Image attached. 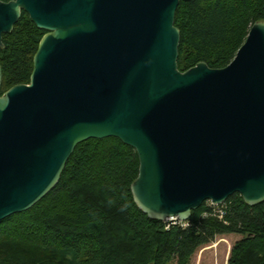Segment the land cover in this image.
I'll return each mask as SVG.
<instances>
[{
    "label": "water",
    "instance_id": "obj_1",
    "mask_svg": "<svg viewBox=\"0 0 264 264\" xmlns=\"http://www.w3.org/2000/svg\"><path fill=\"white\" fill-rule=\"evenodd\" d=\"M180 1H0L1 47L21 10L45 31L29 82L0 94V220L44 197L78 143L111 136L136 151L149 218L264 202V20L227 65L181 71Z\"/></svg>",
    "mask_w": 264,
    "mask_h": 264
},
{
    "label": "trees",
    "instance_id": "obj_2",
    "mask_svg": "<svg viewBox=\"0 0 264 264\" xmlns=\"http://www.w3.org/2000/svg\"><path fill=\"white\" fill-rule=\"evenodd\" d=\"M258 20H264V0L180 1L178 68L199 61L227 65ZM44 32L18 22L7 35L0 47V94L29 82ZM138 165L134 148L116 137L78 143L44 197L0 220V264H189L200 247L228 233L243 237L233 243L227 264H264V202L250 206L233 193L222 203L221 219L205 201L191 211L187 226L166 228L133 201Z\"/></svg>",
    "mask_w": 264,
    "mask_h": 264
},
{
    "label": "rangeland",
    "instance_id": "obj_3",
    "mask_svg": "<svg viewBox=\"0 0 264 264\" xmlns=\"http://www.w3.org/2000/svg\"><path fill=\"white\" fill-rule=\"evenodd\" d=\"M222 204V203H221ZM217 204V206H212L209 201L206 202V206L210 209H213V214H219L217 218L221 219L219 210H222L226 207L225 204ZM210 213H203V216L209 215ZM213 214H210L211 216ZM173 221L166 220V224H173ZM187 226V225H186ZM243 236L239 233H228V234H219L215 236L214 240L200 247L194 255L191 257L189 264H227L229 257L230 249L233 243ZM168 264H176L175 259L171 260Z\"/></svg>",
    "mask_w": 264,
    "mask_h": 264
},
{
    "label": "flooded vegetation",
    "instance_id": "obj_4",
    "mask_svg": "<svg viewBox=\"0 0 264 264\" xmlns=\"http://www.w3.org/2000/svg\"><path fill=\"white\" fill-rule=\"evenodd\" d=\"M1 2H4V3H6V2H9V1H12V0H0ZM18 22H22L23 24H27V25H33L35 28H37L36 26H35V24L30 20V18H29V16L23 11V10H21L20 11V16H19V18H18V20L14 23V25H13V27H12V30H11V32L13 31V29H14V27H15V25H16V23H18ZM38 29V28H37ZM10 33V32H9ZM9 33H4V34H2V37H1V41H2V47L4 46V44H3V41H8L10 38H8V34ZM45 33V32H44ZM43 33V34H44ZM42 34V35H43ZM38 43H39V41H38ZM38 43H37V46H38ZM37 46H36V49H37ZM1 47V46H0ZM34 55V54H33ZM32 66H33V57H32ZM31 74V73H30ZM29 78H30V76H29ZM18 84V83H17ZM15 85V84H14Z\"/></svg>",
    "mask_w": 264,
    "mask_h": 264
},
{
    "label": "built area",
    "instance_id": "obj_5",
    "mask_svg": "<svg viewBox=\"0 0 264 264\" xmlns=\"http://www.w3.org/2000/svg\"><path fill=\"white\" fill-rule=\"evenodd\" d=\"M212 206H217V204L215 205V204H212V203H210ZM219 213L220 214H223V210H219ZM166 220H169V221H173L172 223L173 224H176L177 222H179V223H181L180 221H178L176 218H167V219H165L164 221L166 222ZM172 225V224H171ZM181 225L182 226H186L187 225V223L186 222H184V223H181ZM170 225H169V223L166 225V228H168Z\"/></svg>",
    "mask_w": 264,
    "mask_h": 264
}]
</instances>
